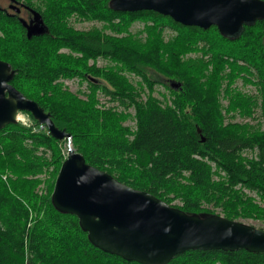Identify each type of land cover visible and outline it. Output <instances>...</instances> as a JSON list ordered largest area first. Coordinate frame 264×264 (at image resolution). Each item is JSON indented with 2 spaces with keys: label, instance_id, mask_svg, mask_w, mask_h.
Instances as JSON below:
<instances>
[{
  "label": "trees",
  "instance_id": "obj_1",
  "mask_svg": "<svg viewBox=\"0 0 264 264\" xmlns=\"http://www.w3.org/2000/svg\"><path fill=\"white\" fill-rule=\"evenodd\" d=\"M43 1L52 29L45 38L28 40L0 11V60L15 73L12 85L71 135L86 163L186 213L216 214L221 208L229 220L264 223V204L246 193L264 203V20L245 25L232 39L215 26H184L155 11L116 12L111 0ZM73 17L103 27L80 31ZM136 21L152 22L145 41L129 34ZM166 27L177 31L169 42ZM190 52L202 56L182 58ZM99 58L110 64H89ZM125 72L141 77L151 92L165 84L173 100L163 105L151 94L144 100V85H133ZM70 78L88 82V100L60 82ZM238 80L258 93H241L234 87ZM98 91L117 106L100 109ZM131 108L135 129L125 124ZM235 117L258 120L228 121ZM62 142L45 128L33 131L19 122L0 129V264H140L95 247L76 215L54 207ZM44 174L50 177L40 193ZM169 264H264V253L190 250Z\"/></svg>",
  "mask_w": 264,
  "mask_h": 264
},
{
  "label": "water",
  "instance_id": "obj_2",
  "mask_svg": "<svg viewBox=\"0 0 264 264\" xmlns=\"http://www.w3.org/2000/svg\"><path fill=\"white\" fill-rule=\"evenodd\" d=\"M109 7L116 12L155 11L204 30L215 26L232 39L245 25L264 20V0H111ZM28 30L29 38L36 34L35 27ZM14 75L11 65L0 60V129L17 123L20 112H28L54 138H71L36 101L12 85ZM52 202L58 211L79 218L95 247L140 264H169L190 250L264 253V230L218 214L186 213L89 165L74 149L62 164Z\"/></svg>",
  "mask_w": 264,
  "mask_h": 264
},
{
  "label": "rangeland",
  "instance_id": "obj_3",
  "mask_svg": "<svg viewBox=\"0 0 264 264\" xmlns=\"http://www.w3.org/2000/svg\"><path fill=\"white\" fill-rule=\"evenodd\" d=\"M40 3L43 5L42 9L45 10L48 7L46 2H44L43 0H40ZM51 20H53V19H51ZM70 21H71L73 27L77 30H80V31H91L95 28L101 29L103 27V24L100 22L78 21V19H75L74 17L71 18ZM147 24L152 25V22H148V23H146L144 21L134 22L129 28V34L135 35V36L139 37L140 39H142L143 41H145L147 39V35H148L147 31H146ZM107 33L111 34L112 32L107 30ZM121 36H123V35H121ZM176 36H177V31L170 28V27H166L163 31V38H164L165 42H169L170 40L174 39ZM60 52L61 53H67V54L70 53V51L68 49H62V50H60ZM199 56H202L201 52H190V53H187L185 56H182V58L189 59V58H196ZM89 64L90 65L96 64L98 67H105V66L109 65L110 63L104 59L99 58L98 60H93V59L90 60ZM124 75L128 78V80L133 85L138 86V87L140 85H144V93H143V99L144 100H146L150 94L154 98H156L157 100H160L163 105H166L167 102L171 103V101L173 100L172 93H171L170 89L165 84H161V83L155 84L153 87V91L151 92L148 89L147 85L145 83H143L141 77L135 75L134 73H128V72H125ZM152 77L154 79H157V80H159V78H160L155 73L152 74ZM60 82H62L64 84V86L66 88H68L71 92L79 94V96L84 100H88V98H89L88 96L91 93V90L89 89V84L87 81H82V79H80V78H70V79H62ZM234 87H237V89H239V91L243 94H249V95L255 94L256 95L258 93V91L254 85H244L242 80H238L237 83H235ZM96 98L98 100V107L100 109L104 110V109H107V108L112 107V106H117V103H111L109 97L105 96L102 91H98L96 93ZM221 103H222L224 108H226L228 105L227 97H224V95H222V97H221ZM122 110H123V108H119V111H122ZM127 112L131 115V118H129L125 124L132 127V129H135L136 128L135 110L133 108H131ZM259 114H260V109H258V111L255 113V116L259 117ZM19 119H20L19 123H21L23 126H25L27 128L33 129V131L44 130V128L47 130L46 127L42 128L41 125H39V127H36L34 125V122L32 121V118L30 117V115L27 112H20L19 113ZM230 120H233L235 123L236 122L237 123H246L247 122L250 124H255V123H257L258 119H252V118L243 119L241 117H237V118L235 117L234 119H228V121H230ZM226 123H227V119H226ZM47 132H48V130H47ZM67 139L68 138L61 140V141H63L60 145L61 154L63 157L62 164L68 158V145H69V143L67 142ZM48 155L50 156L51 154H48ZM247 155L252 156L253 153L247 152ZM50 171H53V166L50 168ZM49 177L50 176L48 174H44L41 176L43 182L39 187L40 193H42V192L46 193V191H47V180L49 179ZM56 180H57V178H56ZM55 184H56V182H55ZM246 193L249 196H251L252 198H254L256 200V202H258L260 204H264L260 200V198L257 194H255L253 192H249V191H246ZM174 204L175 205H181V202L175 201ZM208 208L213 210L212 206H210ZM215 212L218 215L223 214V211L221 210V208H217ZM236 221H239L241 223H245L248 225H252L258 229H264V223L261 221H254L252 219H242V218L239 220H236Z\"/></svg>",
  "mask_w": 264,
  "mask_h": 264
},
{
  "label": "flooded vegetation",
  "instance_id": "obj_4",
  "mask_svg": "<svg viewBox=\"0 0 264 264\" xmlns=\"http://www.w3.org/2000/svg\"><path fill=\"white\" fill-rule=\"evenodd\" d=\"M40 0H0V11L6 19L14 20L18 32L28 40L51 35V25L46 23L45 10ZM35 27V35L28 36V28Z\"/></svg>",
  "mask_w": 264,
  "mask_h": 264
},
{
  "label": "built area",
  "instance_id": "obj_5",
  "mask_svg": "<svg viewBox=\"0 0 264 264\" xmlns=\"http://www.w3.org/2000/svg\"><path fill=\"white\" fill-rule=\"evenodd\" d=\"M17 120H18V122L20 121V119H19V114H18V116H17ZM41 127L44 128L45 126H42V125H41ZM68 143H69V145H68V155H69L70 150L73 149V148H72L73 146H72L71 138L68 139Z\"/></svg>",
  "mask_w": 264,
  "mask_h": 264
}]
</instances>
